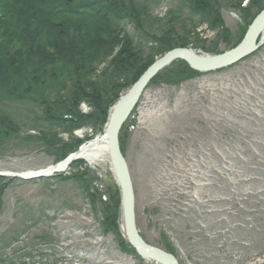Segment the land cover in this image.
<instances>
[{"label": "rangeland", "instance_id": "374dc122", "mask_svg": "<svg viewBox=\"0 0 264 264\" xmlns=\"http://www.w3.org/2000/svg\"><path fill=\"white\" fill-rule=\"evenodd\" d=\"M205 1L151 4L135 0L143 11L141 19L134 24L122 21L120 37L129 38L141 65L152 59L154 63L183 45L222 55L241 43L264 10L258 8L257 0ZM260 4L263 8L264 0ZM203 10L216 12L218 17L215 20ZM105 52L83 75L80 57L72 64H79L72 68L74 76L67 73L72 66L61 71V64L49 66L41 75L31 73L33 79H40L32 87L35 102L17 101L7 109L6 115L19 132L0 149V173H35L58 163L60 145L56 146L55 138L67 146L72 144L73 135L43 120V112L47 105L52 112L58 110L53 99L58 94L66 101V96L83 90L82 78L104 86L108 82L104 73L117 55L109 57L108 50ZM172 66L160 72L158 82L150 83L122 129L139 231L149 245L171 249L181 264H264V46L241 63L211 73L190 74L182 81L171 75ZM52 70L57 71L49 73ZM54 76L57 81H52ZM127 80L124 76L120 83ZM38 100L45 107H39ZM79 111L85 117L97 113L86 101ZM64 119L69 121L66 116ZM86 127L83 136L78 130L74 138L87 141L103 133L104 126ZM108 156L94 166L84 160L66 174L42 180L5 179L0 183V189L5 190L1 195L0 241L18 233H26L22 237L30 243L46 241L42 238L46 235L67 234L77 262L55 264H154L135 251H122L115 234L104 229L102 209L86 198L87 188L78 176L88 179V188L99 195L96 202L99 197L105 202L115 190ZM47 216L52 220H42ZM56 257L62 256L56 253Z\"/></svg>", "mask_w": 264, "mask_h": 264}, {"label": "trees", "instance_id": "16d2710c", "mask_svg": "<svg viewBox=\"0 0 264 264\" xmlns=\"http://www.w3.org/2000/svg\"><path fill=\"white\" fill-rule=\"evenodd\" d=\"M148 1L155 4L163 0ZM203 1L206 4V1ZM260 3L261 0H257L258 8L262 11L264 7L262 8L263 5ZM203 11L215 20L218 17L216 12ZM142 12L135 4V0H0V149L4 147L10 136L19 132L16 123L6 115L7 109L11 110L10 107L18 104L17 101L30 99L35 102L31 99L33 98L31 94L35 93L32 87L40 79L39 77L33 79L31 73L41 75L49 66L57 67L59 64L63 71L72 66L73 61L77 63L80 57L83 60L80 64L81 75H83L87 69L91 68L93 60H100L108 50L107 56L113 57L115 52L117 55L109 62L104 73V76L108 77V82L104 86L97 87L90 82L91 80L82 78L84 86L80 88H84L83 90H78L70 97L66 96V101H61V95L58 94L57 97H53L54 107L58 110L52 112V108L47 105L46 111L43 112L45 113L43 120L71 136L76 130L88 125L96 126V128L105 126L109 109L126 89L138 81L154 61L152 59L145 65L138 63L129 38L121 39L120 37L124 31L120 23L125 20L133 24L139 22ZM244 13L249 15L248 11ZM178 47L186 48L185 45ZM74 66L67 70V73H71L72 76L75 72L72 70ZM133 69L137 74L130 71ZM172 70L170 69L171 75L177 77V81L186 80L190 74L199 75L184 62L174 64ZM56 71L52 70L49 73L54 74ZM161 75H158L152 83L158 82ZM124 76L128 77V80L122 84L120 81L124 79ZM58 79H60L59 76ZM52 81H57L56 76ZM50 83L52 84L51 81ZM50 93L55 96L57 94L53 90ZM83 101L96 108L95 116L85 117L80 113L79 107ZM37 102L39 107L42 105L45 107L42 101ZM64 116L68 117L69 121H65ZM72 139V144L65 146L61 143L62 141L55 138L56 146L60 145L56 151L57 162L66 159L84 142L75 139L74 136ZM120 141L124 153L122 135ZM82 163L78 162L74 166ZM78 178L87 188L86 198L92 205L96 204L102 209L104 229L115 234L122 251L134 253V249L124 242L118 230L120 207L118 189L111 190L107 204L101 200V197L96 202V195H99L92 193L91 188H88V179L84 176H78ZM4 181L5 179L0 178V183ZM4 191V188L0 189V213L1 195ZM167 251L175 255L171 249Z\"/></svg>", "mask_w": 264, "mask_h": 264}, {"label": "water", "instance_id": "95a60500", "mask_svg": "<svg viewBox=\"0 0 264 264\" xmlns=\"http://www.w3.org/2000/svg\"><path fill=\"white\" fill-rule=\"evenodd\" d=\"M264 45V10L256 17L249 27L243 41L235 49L222 55H203L192 49H176L157 59L153 65L141 76V78L124 94L111 109L105 127V134L109 138L110 152L108 154L115 170L113 175L121 195V230L125 241L132 246L138 255L148 262L155 264H179L178 260L171 254L148 245L140 236L136 225L135 195L133 184L130 179L127 163L122 155L119 144V135L128 117L138 105L139 99L148 86L166 66L177 61H185L191 69L200 73L218 71L230 67L246 57L253 54ZM132 99L128 109L117 114L122 103ZM76 155V154H75ZM75 155L67 160L70 165L78 159ZM112 169V172H113ZM0 174V177H5Z\"/></svg>", "mask_w": 264, "mask_h": 264}, {"label": "bare ground", "instance_id": "6f19581e", "mask_svg": "<svg viewBox=\"0 0 264 264\" xmlns=\"http://www.w3.org/2000/svg\"><path fill=\"white\" fill-rule=\"evenodd\" d=\"M203 55H205V56L206 55H209L210 56L211 54H209V53H203ZM181 62H184V63L188 64L185 61H181ZM175 63L176 62H174L172 64H169L165 68H167V67H169V66H171V65H173ZM146 88H145V90H146ZM145 90L143 91V93H142L139 101L141 100V98H142ZM131 102H132V99L127 100L126 103H122L120 105L118 111H117V114L123 113L126 109H128L129 106H130V104H131ZM135 110L136 109L134 108V110L132 111V113L130 114V116L133 114V112ZM129 117H128V119H129ZM126 123H127V121H126ZM80 135L83 136L82 133H80ZM120 136H121V132H120V135H119V144H120V147H121ZM120 149H121L122 155H123V157H124V159H125V161L127 163L126 157H125V155H124V153L122 151V147ZM109 152H110V148H109V138H108V136H106L105 133L104 134L101 133V134L95 135L92 140H89V141L83 143L82 146H81L80 151L76 153L75 157H78L79 159H83V160L87 161V163L89 165L94 166L99 161H101L102 159H104L107 155H110V154H108ZM109 161H110V163H112L111 159ZM127 166H128V163H127ZM69 168H70V165L67 164V161H64L63 163H60L58 166H51V167H49L48 169H46L47 171H44V174H46V175H53L55 173H67ZM112 169H113V167H112ZM128 170H129L130 179L132 181V177H131V173H130L129 166H128ZM114 172H115V170L113 169V173ZM115 175L117 177L116 172H115ZM115 175H114V177H115ZM135 216H136V210H135ZM136 225H137V219H136Z\"/></svg>", "mask_w": 264, "mask_h": 264}]
</instances>
